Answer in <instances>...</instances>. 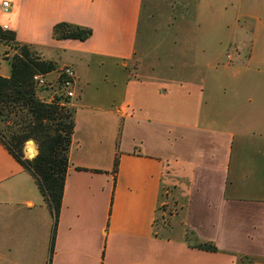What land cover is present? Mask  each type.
<instances>
[{
    "label": "crops",
    "instance_id": "1",
    "mask_svg": "<svg viewBox=\"0 0 264 264\" xmlns=\"http://www.w3.org/2000/svg\"><path fill=\"white\" fill-rule=\"evenodd\" d=\"M148 1H0V25L75 73L55 225L34 179L0 143V264L264 263V69L217 63L214 28L234 20L196 21L181 39L172 25L192 0H168V29L166 0L162 23L148 20L157 7ZM58 22L91 34L55 39ZM245 48L235 44L233 56ZM0 51L10 54L2 43ZM26 146L31 159L36 144L29 154ZM165 187L178 212L157 226Z\"/></svg>",
    "mask_w": 264,
    "mask_h": 264
},
{
    "label": "trees",
    "instance_id": "2",
    "mask_svg": "<svg viewBox=\"0 0 264 264\" xmlns=\"http://www.w3.org/2000/svg\"><path fill=\"white\" fill-rule=\"evenodd\" d=\"M91 34L88 27L58 22L52 27L55 39L84 40ZM0 42L13 53L5 56L9 74L0 75V143L34 179L47 204L55 225L61 205L63 184L68 165V150L74 132V109L69 97L57 81L50 100L40 96L46 86H40L36 75H46L58 68L52 59L43 57L34 44L18 42L15 33L0 25ZM28 139L36 143V154L24 157ZM117 156L112 171L117 170ZM196 247L216 251L211 242H198Z\"/></svg>",
    "mask_w": 264,
    "mask_h": 264
},
{
    "label": "rangeland",
    "instance_id": "3",
    "mask_svg": "<svg viewBox=\"0 0 264 264\" xmlns=\"http://www.w3.org/2000/svg\"><path fill=\"white\" fill-rule=\"evenodd\" d=\"M169 2L171 3L172 1L169 0ZM198 2L199 0H192V3H190L188 7L183 8L181 10L182 14L176 20H174V26L172 25V30L175 28L176 24L177 37L182 39L183 35L185 34L184 31L187 32V29L189 31V35L193 34L190 28L194 30V24L196 21H201L203 24H205V22H208L206 20H216L220 23L222 22L221 19L227 22L230 20H234L232 27L222 28V26H220L214 28V35L216 32V35H219V38L222 39L218 43L219 60L217 61V63H219V65L228 63L232 66L246 63V65L252 69L258 67L264 69V0H201L200 3ZM163 3L164 0L148 1V6H157L156 9L149 10V21L151 20L152 22L154 20V22L161 23L165 21V17L163 16V9L165 5L163 6ZM167 3L168 0H166V29H168V23L172 20L173 15V9H170L171 6L169 7V3ZM196 5H198V10L196 8ZM253 7H256L257 9H253ZM259 18L261 20H259ZM181 25H183L184 27H181L182 32L180 34ZM204 34H208V30L205 31ZM238 43L243 47L246 46V48L243 50L241 57H234V45H238ZM9 51L10 54L13 53V50L9 49ZM228 54L231 56L230 58ZM7 69H9V63L5 56H3V52L0 51V72H7ZM56 76V72L53 71V73L47 77L49 83L48 86H46V91L43 90L47 96H51L53 92L57 91ZM258 109H261V106L252 108V110L254 111V113H252V116H258ZM252 125H258L257 130H259V123H252L251 126ZM31 145L32 142H29L26 148ZM165 190L166 187L162 190V197L158 206V213L156 218L157 226L169 225L170 222H172L171 215L178 212V208L175 204H172L171 202L168 204L166 202L168 200L166 199V195L164 194ZM245 264H257V262H246Z\"/></svg>",
    "mask_w": 264,
    "mask_h": 264
},
{
    "label": "built area",
    "instance_id": "4",
    "mask_svg": "<svg viewBox=\"0 0 264 264\" xmlns=\"http://www.w3.org/2000/svg\"><path fill=\"white\" fill-rule=\"evenodd\" d=\"M2 9L6 12L9 8V3L7 1L1 2ZM1 27L3 29H7L6 24H2ZM57 81L60 82V89L65 93L67 97H72L73 92L70 88L74 84L75 73L71 67L68 66H61L57 70ZM34 79L40 86H44L46 84V80L44 79L43 75H36Z\"/></svg>",
    "mask_w": 264,
    "mask_h": 264
},
{
    "label": "water",
    "instance_id": "5",
    "mask_svg": "<svg viewBox=\"0 0 264 264\" xmlns=\"http://www.w3.org/2000/svg\"><path fill=\"white\" fill-rule=\"evenodd\" d=\"M29 142H32L33 144H36L35 141H34L33 139H28V140L25 142V144H28ZM30 156H31L30 158H32L34 155H30ZM194 241H196V240H191V241H190V244H193Z\"/></svg>",
    "mask_w": 264,
    "mask_h": 264
},
{
    "label": "bare ground",
    "instance_id": "6",
    "mask_svg": "<svg viewBox=\"0 0 264 264\" xmlns=\"http://www.w3.org/2000/svg\"><path fill=\"white\" fill-rule=\"evenodd\" d=\"M32 151H33V147H32V146H28V147H27V152H28V154L31 153Z\"/></svg>",
    "mask_w": 264,
    "mask_h": 264
}]
</instances>
